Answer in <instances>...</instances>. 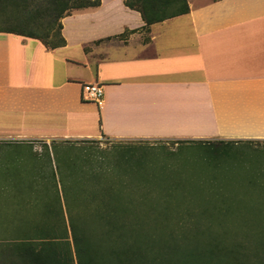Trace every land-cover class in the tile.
I'll return each instance as SVG.
<instances>
[{
	"label": "crops",
	"instance_id": "0c3cea01",
	"mask_svg": "<svg viewBox=\"0 0 264 264\" xmlns=\"http://www.w3.org/2000/svg\"><path fill=\"white\" fill-rule=\"evenodd\" d=\"M123 1L65 16L57 49L0 32L1 162L60 141L264 146V0H186L148 27ZM92 84L99 104L83 100ZM12 202L0 235L47 232L24 211L43 196Z\"/></svg>",
	"mask_w": 264,
	"mask_h": 264
},
{
	"label": "rangeland",
	"instance_id": "374dc122",
	"mask_svg": "<svg viewBox=\"0 0 264 264\" xmlns=\"http://www.w3.org/2000/svg\"><path fill=\"white\" fill-rule=\"evenodd\" d=\"M18 10L8 5L0 12V30L25 28ZM1 159L0 223L8 206H17L13 200L43 196V213L41 204L24 211L48 227L46 233L1 234L0 264H18L51 240L58 250L64 240L72 246L70 225L88 234L117 225L150 234L170 264H193L191 250L207 247L199 235H214L221 264H264L262 145L60 141L31 164Z\"/></svg>",
	"mask_w": 264,
	"mask_h": 264
},
{
	"label": "trees",
	"instance_id": "16d2710c",
	"mask_svg": "<svg viewBox=\"0 0 264 264\" xmlns=\"http://www.w3.org/2000/svg\"><path fill=\"white\" fill-rule=\"evenodd\" d=\"M123 4L137 11L146 27L189 11L186 0H124ZM8 5L19 9L25 28L15 32H0L38 40L47 49L53 50L65 45L61 36V19L71 14L69 10L96 8L100 5V0H0V12ZM41 6L44 7L39 9ZM206 145L219 146L223 143L210 142ZM118 227L117 225L113 230L88 234L76 231L77 227L70 225L72 246L68 240H64V248L58 250L51 240L41 250L25 254L18 264H170L167 255L158 250V242L150 234L123 232ZM200 237V242H206L207 247H194L189 256L191 262L221 264L223 252L218 237L199 235Z\"/></svg>",
	"mask_w": 264,
	"mask_h": 264
},
{
	"label": "built area",
	"instance_id": "2783aa9c",
	"mask_svg": "<svg viewBox=\"0 0 264 264\" xmlns=\"http://www.w3.org/2000/svg\"><path fill=\"white\" fill-rule=\"evenodd\" d=\"M82 96L87 102L99 104L103 99V88L98 84L87 85L83 88Z\"/></svg>",
	"mask_w": 264,
	"mask_h": 264
}]
</instances>
